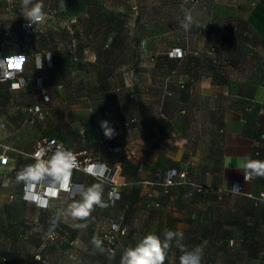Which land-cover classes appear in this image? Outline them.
Masks as SVG:
<instances>
[{
    "label": "crops",
    "instance_id": "1",
    "mask_svg": "<svg viewBox=\"0 0 264 264\" xmlns=\"http://www.w3.org/2000/svg\"><path fill=\"white\" fill-rule=\"evenodd\" d=\"M12 1L22 8V0ZM42 1L44 6L46 0ZM152 1L146 11L112 10L100 23L108 33L99 41L88 27L96 23L93 10L82 4L74 16L78 21L86 16L89 23L82 28L90 40L86 45L80 39L70 46L58 39L49 45L35 31L31 41L39 35L40 44L28 46L21 18L17 24L9 23L8 44L20 45L14 55L1 49L4 56L24 55L20 66L29 81L17 91L0 81V97L10 100L9 109L0 106V113H7L0 114V140H8L0 148L8 156L0 169L13 181L0 183V187L15 194L4 206L0 201L1 210H8L7 216L0 212V232L7 240L5 246L0 244L4 257L0 264H80L81 242L88 254L99 253L92 244V231L77 227L83 220L65 215L67 206L93 184V177L80 170H73V190L51 199L62 220L74 226L59 234L56 249L45 248L46 233L23 227L30 222L41 225L47 211L22 199L23 183L18 186L16 177L26 160L7 150L16 136L20 106L15 98L21 95L28 128L43 120L29 111L36 102L47 109L46 115L63 109L71 112L75 135L71 146H66L85 149L116 169L118 198L108 206L95 207L85 221L89 225L98 219L105 225L119 222L127 232L120 236L114 258L103 248V258L93 264H120L124 247L134 246L148 233L163 238L165 229L182 232V243L188 248L202 247L203 264H264V232L259 230L264 222V201L257 199L264 192V178L245 183L242 173L248 158L264 161V140L258 138L264 131V0ZM186 11L193 17L188 30L181 26ZM127 15L134 18L130 21ZM112 22L118 24L114 32L108 28ZM18 33L23 40H17ZM177 46L188 51L181 58L170 57L167 51ZM36 54L43 61L39 69L34 64ZM37 77L49 93L48 102L42 100ZM179 81L184 82L183 87ZM130 116L136 121L127 125ZM102 120L115 129L112 139L105 137ZM57 132L43 135L60 136ZM35 141L24 153L31 164L35 162L30 156ZM81 141L86 142L85 147ZM255 148L260 155L254 154ZM171 168L186 176L167 186L164 178ZM234 182L242 186L238 193L228 190ZM192 184L203 186L204 191L185 196ZM108 188L105 184L104 201ZM181 254L173 244L165 264H179Z\"/></svg>",
    "mask_w": 264,
    "mask_h": 264
},
{
    "label": "rangeland",
    "instance_id": "2",
    "mask_svg": "<svg viewBox=\"0 0 264 264\" xmlns=\"http://www.w3.org/2000/svg\"><path fill=\"white\" fill-rule=\"evenodd\" d=\"M190 1L191 3L194 1ZM8 2H11L14 4L15 9H17L13 14L8 13L6 10V5ZM44 2V1H42ZM152 0H87L82 1L78 3L77 0H46L45 1V19L43 22L39 23L37 25L36 34H39L40 36H43L47 41L49 45H52L51 42L54 39H58V41H62L63 45H71L73 42H76L78 39L82 41L81 43L86 45L88 44L89 38H87L83 32L82 28L88 26V22L86 19V16H81V20L78 21L77 15H75V10L82 7V4H85L89 8L93 10V14L96 19V23H91L89 27L90 32L92 33V37H95L96 40H103L106 37V34L108 33L106 31L107 28H102L100 26V23L108 18V14L112 10L117 9H124L129 11H138L140 8H143V11H146L147 8L151 6ZM185 1L183 0H177V3L183 4ZM19 9V10H18ZM22 8L17 7L14 1L12 0H0V18L3 20L4 25L6 29H9V23L15 22L16 24L19 23V20L25 19L23 17V10ZM179 13V11H177ZM128 20L131 21L134 16L127 15ZM83 18V19H82ZM73 19L74 22H73ZM142 19H146V16H142ZM143 21V20H142ZM123 23V18H122ZM73 24L79 25V28L81 33L80 36H78L77 28L73 27ZM111 29L110 32H114L118 30V24L112 22L110 23V26L108 27ZM56 29V30H55ZM38 37H28L29 40L27 42L28 46H38L40 43V36ZM33 36V35H32ZM78 36V37H77ZM17 40H23V34L18 33L17 34ZM80 37V38H79ZM8 37L4 35H0V47L4 48L7 55H14L17 54V48L18 46H14L11 44H8L6 42ZM121 38L123 39V30ZM32 46V47H33ZM24 96H17L15 98L16 103L20 106L16 111V118H17V131L16 136L13 139V141L9 144L10 148L7 149L10 151H16V153L23 155L22 160H26V164L22 165L19 168V171H21L23 168H25L27 165H30L32 161L28 160V156L24 153L27 152V148H29L33 142L40 136L45 134V131H48V135L53 134L55 131H58L57 133L61 134L59 139L66 145L71 146L70 139L74 137L75 133L72 131L70 126V113L63 109L62 112L56 113L54 111H50L48 115L43 120L37 121L38 124L33 123L30 128L27 127V121H25L24 116V106H26V102L24 100ZM10 102L9 98L6 96L0 97V106H2L5 109H9L10 106L8 103ZM2 108V109H3ZM1 115H6V111H3L0 113ZM9 128V127H8ZM11 129V128H9ZM8 140L7 138H2L0 140V148H3V145H7ZM81 145L83 147L86 146L85 141H81ZM28 163V164H27ZM17 181V180H16ZM93 183H96L97 181L92 178ZM21 182L17 185L20 186ZM17 187V186H16ZM8 188L0 187V201L1 205L4 206L5 202L12 200V198L9 197V194H7ZM14 193V192H13ZM14 199V198H13ZM42 209H45L47 212L44 216V220L41 223V225H35L33 223H24L23 227L25 229H31L34 227L35 231L42 232V233H54L55 237L51 239L48 235L45 238V248H48L50 251H53L56 249V245L59 243V234L63 231H72L73 227L71 225V222L62 220L60 214H58V211L56 210L55 206H53V202L50 201V203L43 207ZM57 211V212H56ZM0 212L2 215L7 216L8 210L5 208L3 211L0 208ZM14 212V211H13ZM105 221L101 219L97 221V223H93V225H89L85 220L81 221V224H87L86 228H79L80 231L87 232L92 231L93 236L95 238H98L101 231L107 229L109 223L105 225ZM123 225V224H122ZM33 229V228H32ZM92 229V230H91ZM259 230L264 232V222H261L259 224ZM7 243V240H4V236L0 232V244L1 246H5ZM103 247V246H102ZM80 249V256H79V263L80 264H93L94 261L101 260L103 258V252L99 251V253L94 252L93 255L88 254V249L83 246V242H81ZM89 255V256H88ZM52 258H55L53 255ZM40 259V258H39Z\"/></svg>",
    "mask_w": 264,
    "mask_h": 264
},
{
    "label": "clouds",
    "instance_id": "3",
    "mask_svg": "<svg viewBox=\"0 0 264 264\" xmlns=\"http://www.w3.org/2000/svg\"><path fill=\"white\" fill-rule=\"evenodd\" d=\"M42 0H22L23 17L26 20V28H33L34 24L44 21L45 12L43 11ZM193 23V17L190 12H185L181 26L188 30ZM47 59H51V54ZM24 55L5 56L0 59V79L7 78L10 75L9 70L19 67L23 62ZM43 67V61L37 59V69ZM100 127L106 138L112 139L115 135V129L109 121H100ZM46 150L39 148L33 155L34 163L23 168L16 177L18 183L24 184L25 192H31L37 185L46 184L51 195H56L60 191L68 192L71 188V177L74 169L80 167L76 154L63 147L57 146L54 155L45 160ZM243 179L248 183L254 178H264V161L248 158L243 162ZM85 173L92 176L97 182L88 186L82 193L79 200L70 203L65 215L73 220H86L90 217L95 207L105 204L104 186L109 178L108 167L104 163H93L83 169ZM241 190L239 184L232 185V191L238 193ZM112 194L109 193V196ZM41 206H47L46 202L41 201ZM79 228H86L87 224H78ZM183 233L165 229L163 238L155 233L144 235L134 246H129L123 250L120 258V264H165L170 248L175 246L182 253L179 257V264H203V248L200 246L188 248L182 243ZM92 244L95 249L103 252L102 241L99 238H93ZM109 258H114V253L109 250Z\"/></svg>",
    "mask_w": 264,
    "mask_h": 264
},
{
    "label": "built area",
    "instance_id": "4",
    "mask_svg": "<svg viewBox=\"0 0 264 264\" xmlns=\"http://www.w3.org/2000/svg\"><path fill=\"white\" fill-rule=\"evenodd\" d=\"M194 2H198L199 0H191ZM6 10L8 13H14L17 9H15V6L13 3L8 2L6 5ZM19 10V9H18ZM26 20L23 19L20 22V25L25 33V40L28 39V37H30L37 28V25L39 24H34L33 28H26ZM10 30L6 29L3 20L0 18V35H4L6 37L10 36ZM8 38L6 40V42L8 43ZM188 50L182 46H177V47H172L171 49H169L167 51V54L170 57H174V58H181L185 55V53ZM4 56L3 51L0 47V59H2ZM40 59L42 61V57L40 54H36L34 55V64L37 67V59ZM49 61V59H47ZM10 75L7 78H3L0 79V81H6L9 85V89L11 91H17L22 89L23 87H25L28 84L29 78L26 76L24 69L22 66L19 65V67L16 68H12L9 70ZM36 82L39 88V91L41 93L42 96V100L44 102H48L50 100V96L49 93L46 89V87L42 84V78L41 77H37L36 78ZM179 85L181 87L184 86V82L183 81H179ZM169 94V92H166ZM29 111L31 113H33L36 118L38 119H44L47 113V109L42 106V104H40L39 102H36L34 104H32L29 107ZM181 112H184V110H181ZM136 121V118L134 116H130L128 118V120L126 121V124H131L134 123ZM258 138L260 140H264V131L259 132L258 134ZM59 145H63L64 148L69 149L71 151H73L76 156H77V160L79 162L80 167L76 170H80L83 173H85L83 171V169L93 163H103L101 162L97 157H94L93 155L89 154V152L85 149L81 150V151H75L72 148L67 147L61 140H59L57 137L54 136H47V135H42L40 136L38 139H36L33 149L30 153V156L33 158L34 153L39 149V148H44L46 150V155L44 157L45 160L50 159L55 152V149L57 148V146ZM114 150H118L117 148H115ZM254 154L255 155H260L261 151L259 148H255L254 149ZM8 161V156L7 154L2 151L0 152V165H6ZM105 164V163H104ZM108 173L107 176L109 178L108 180V184H109V188L107 190V195H108V200L105 201V204L102 206H108L111 203H113V201L118 198L119 196V192L114 188V186L116 185V169L114 167H110L108 166ZM87 174V173H85ZM186 176V173L184 171H178L176 168H171L168 170L167 174L165 175V179H164V185H172L178 182V180H183ZM6 181L4 182L3 180ZM0 183L1 184H13L12 180H8V176L6 175V172L4 170L0 169ZM233 184H239L241 186V184L239 182H234L230 185V187L228 188L229 191H232V185ZM74 188V183L72 182L71 179V188L68 192H64V191H60L58 192L56 195H51L49 192V189L47 187L46 184H41V185H37L31 192L26 193L25 189H24V184L22 185V193H21V197L22 199L32 202L40 207H45V206H41V201L46 202V205H48L51 201V199L54 198H60L62 197L63 193L64 194H68L70 193ZM242 189V186H241ZM197 191V192H201L202 188L201 185L198 184H192L191 189H189L186 192V195L189 196L191 194L192 191ZM241 191V190H240ZM239 191V192H240ZM109 193H111L112 195L109 196ZM9 197L10 198H15V194L13 192L9 193ZM258 199L260 200H264V192H261L259 194ZM125 232V227L120 224L119 222H110L107 229L103 230L100 232L98 238L102 241V244H104L106 251L108 254H110L109 250H111L112 253H115L117 250V246H118V237L120 234H123ZM49 236L51 239H53L55 237V234L52 232L47 233L46 236ZM234 243L233 240H230V245H232ZM35 257L37 259H39L40 257L38 255H35ZM4 259V257L1 255L0 253V260Z\"/></svg>",
    "mask_w": 264,
    "mask_h": 264
},
{
    "label": "trees",
    "instance_id": "5",
    "mask_svg": "<svg viewBox=\"0 0 264 264\" xmlns=\"http://www.w3.org/2000/svg\"><path fill=\"white\" fill-rule=\"evenodd\" d=\"M258 134H259V133H258ZM87 175H88V174H87ZM164 179H165V178H164ZM106 184L109 185L108 183H106ZM172 185H173V184H172ZM167 186H169V185H167ZM201 188H202L201 192L204 191L203 186H201ZM189 189H191V188H189ZM189 189H188V190H189ZM188 190H187V191H188ZM187 191H186V192H187ZM186 192L184 193L185 196H187V195H186ZM197 193L200 194V192H197V191H194V190H193V191L191 192V194H190L188 197H192L193 195H195V194H197ZM260 193H261V192H260ZM260 193H259V194H260ZM259 194L257 195V199H258V197H259ZM201 198H203V197L201 196ZM259 200H260V199H259ZM261 201H264V200H261ZM158 204H160V202H158ZM262 215H264V210H262ZM123 226L125 227V232H124L123 234H125V233L127 232V228H126L125 225H123ZM123 234H120L119 237H118V246H119V238H120V236L123 235ZM231 240H232V239H231ZM229 244H230V241H229ZM102 246H103V248H104L105 251H106V248H105L104 244H102ZM118 246H117V249H118ZM125 248H127V247H124V249H125ZM116 251H117V250H116ZM106 253H107V251H106ZM107 254H108V253H107ZM109 255H110V254H109Z\"/></svg>",
    "mask_w": 264,
    "mask_h": 264
}]
</instances>
